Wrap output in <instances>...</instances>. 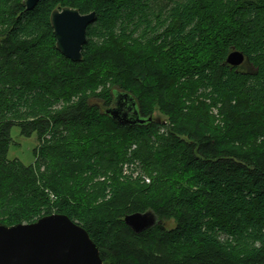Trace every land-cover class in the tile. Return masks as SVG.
<instances>
[{
	"label": "trees",
	"instance_id": "1",
	"mask_svg": "<svg viewBox=\"0 0 264 264\" xmlns=\"http://www.w3.org/2000/svg\"><path fill=\"white\" fill-rule=\"evenodd\" d=\"M67 6L96 12L81 61L57 47L51 16ZM226 19L202 63L172 73L151 59L200 48ZM120 94L145 123L108 113ZM16 125L38 136L31 165L8 156ZM148 211L176 227L126 223ZM53 213L104 264H264V0H0V222Z\"/></svg>",
	"mask_w": 264,
	"mask_h": 264
},
{
	"label": "water",
	"instance_id": "2",
	"mask_svg": "<svg viewBox=\"0 0 264 264\" xmlns=\"http://www.w3.org/2000/svg\"><path fill=\"white\" fill-rule=\"evenodd\" d=\"M41 1L44 0H24V4L27 10H33ZM95 19L96 12L83 14L68 6L55 9L51 22L60 52L73 61H81L88 27ZM245 61L246 55L237 49L227 59L234 67ZM108 113L125 124L148 120L141 116L129 94H120ZM125 220L136 233L161 222L151 211L129 214ZM0 264H104V260L98 244L82 225L66 214L53 213L31 223L10 226L0 222Z\"/></svg>",
	"mask_w": 264,
	"mask_h": 264
},
{
	"label": "rangeland",
	"instance_id": "3",
	"mask_svg": "<svg viewBox=\"0 0 264 264\" xmlns=\"http://www.w3.org/2000/svg\"><path fill=\"white\" fill-rule=\"evenodd\" d=\"M229 20L226 19L222 23H213L208 29H206L204 37L202 39V45L200 48L190 50L188 49L183 55L175 53H169V55L161 56L157 50L151 52V59L158 60L161 59V63L158 64L160 66H164L172 70V73L180 72L194 64L202 63L205 59L206 53L204 50V46L206 44L208 36L219 37L224 29L229 26ZM169 52L168 50H164ZM94 103H98L100 105L103 104L100 100H93ZM213 114L217 117V122L220 121L219 109L215 108ZM155 118L162 120L163 122H169V116L163 113L159 106L156 107L153 112ZM12 143L9 150V158L10 159H18L25 165H31L36 161L35 157V149L39 145V139L37 134H34L31 137H27L22 135L21 127L16 125L12 128ZM105 178H101L97 180L98 182H103ZM168 228L176 227L177 223L173 219L169 220H161Z\"/></svg>",
	"mask_w": 264,
	"mask_h": 264
}]
</instances>
